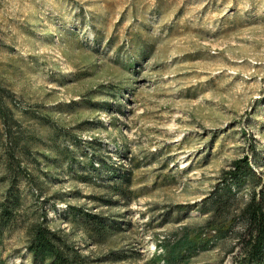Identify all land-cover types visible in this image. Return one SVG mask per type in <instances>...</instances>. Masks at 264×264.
<instances>
[{
	"label": "rangeland",
	"instance_id": "1",
	"mask_svg": "<svg viewBox=\"0 0 264 264\" xmlns=\"http://www.w3.org/2000/svg\"><path fill=\"white\" fill-rule=\"evenodd\" d=\"M14 187L0 264H33L30 223L92 264H256L264 0H0V202ZM73 212L114 229L94 242Z\"/></svg>",
	"mask_w": 264,
	"mask_h": 264
},
{
	"label": "trees",
	"instance_id": "2",
	"mask_svg": "<svg viewBox=\"0 0 264 264\" xmlns=\"http://www.w3.org/2000/svg\"><path fill=\"white\" fill-rule=\"evenodd\" d=\"M252 173L248 165L240 167L235 163L234 170L229 172L231 179L237 180L242 175ZM15 189L8 191L0 202V226L13 222V212L17 204L19 192ZM221 192V193H220ZM234 195L231 191L222 189L214 191L209 199L215 210L221 208L222 201H228ZM73 220L94 241L101 242L108 236L114 226L98 214L87 212H73ZM249 235L244 239L242 255L244 260L260 264L264 255V212L255 197L246 208ZM27 249L33 264H92L85 256L68 241L63 235L52 231L42 223H30L26 229Z\"/></svg>",
	"mask_w": 264,
	"mask_h": 264
}]
</instances>
